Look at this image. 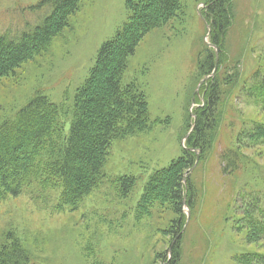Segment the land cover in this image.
I'll list each match as a JSON object with an SVG mask.
<instances>
[{"label":"rangeland","instance_id":"1","mask_svg":"<svg viewBox=\"0 0 264 264\" xmlns=\"http://www.w3.org/2000/svg\"><path fill=\"white\" fill-rule=\"evenodd\" d=\"M41 1L0 0V35L17 39L38 27L51 13ZM232 3L224 49L227 71L238 67L240 79L228 92L213 146L201 159L195 152L188 174L195 207L190 212L184 204L186 224L180 237L176 240V233L168 232L173 220L169 213L153 211L151 217L136 220L135 211L145 183L182 155L192 131L195 61L204 48L212 49L202 15L205 0H181L178 17L147 34L128 58L121 83H132L144 94L150 130L112 143L102 184L76 210L60 208L59 192L35 182L1 203L0 246L6 244V235L14 236L31 264H170L179 240L176 264H233L235 255L262 251L245 241L236 208L243 193L264 192V145L245 150L246 167L239 174L221 175L219 165L220 154L243 122H264V111L246 96L254 76L264 78V0ZM127 18L125 0L82 1L47 53L0 80V124L13 120L39 93L59 107L68 126L76 89L101 46ZM217 57L218 66L219 52ZM124 176L135 179L125 199L113 183Z\"/></svg>","mask_w":264,"mask_h":264},{"label":"trees","instance_id":"2","mask_svg":"<svg viewBox=\"0 0 264 264\" xmlns=\"http://www.w3.org/2000/svg\"><path fill=\"white\" fill-rule=\"evenodd\" d=\"M82 1L42 0L40 6H49L51 13L38 27L17 39H11L9 34L0 35V80L47 53L53 39L69 27V19ZM232 1L205 0L202 15L210 29L209 43L219 52L218 66L213 73V49L204 48L197 55L195 82L198 85L204 78L207 80L200 85L198 95H192L195 120L186 148L178 159L150 176L135 211L136 220L151 217L153 211L169 213L173 220L168 232L176 233V240L186 224L184 204L190 212L195 207L196 193L188 177L195 152L199 151L201 159L213 146L228 92L240 79L238 67L227 71L224 49L232 24ZM125 9L126 22L101 46L87 78L75 91L68 126L59 107L39 93L13 120L0 124V205L8 198H17L35 182L42 189L59 192L60 208L76 210L102 184L103 166L112 143L150 130L144 94L134 84L123 85L121 81L128 58L139 43L147 34L178 17L181 0H125ZM246 92L251 103L264 111V78L255 75ZM241 125L230 146L219 156L221 175L233 176L244 171L245 150L264 145V122L250 119ZM113 183L125 199L133 190L135 179L124 176ZM239 201L236 219L240 229L245 230V241L262 251L235 255L233 264H264V192L243 193ZM6 236V244L0 246V264H31L19 240ZM179 241L173 247L170 264H176L179 257Z\"/></svg>","mask_w":264,"mask_h":264},{"label":"water","instance_id":"3","mask_svg":"<svg viewBox=\"0 0 264 264\" xmlns=\"http://www.w3.org/2000/svg\"><path fill=\"white\" fill-rule=\"evenodd\" d=\"M209 33H210V31L207 33V37L209 36ZM207 45L210 47V48H212L213 50H214V54H215V65H214V70H213V73H214V71L216 70V67H217V53H218V51H217V49L214 47V46H212L210 43L208 44L207 43ZM207 78H204L203 80H206ZM203 83V81H200L199 82V84H198V86H197V88H196V90H195V92L197 93V91H198V89H199V87H200V85ZM193 123H194V121H193ZM186 137H188V135L186 136ZM185 149V148H184ZM193 169V168H192ZM191 169V170H192ZM183 183L185 184V180L183 181Z\"/></svg>","mask_w":264,"mask_h":264},{"label":"bare ground","instance_id":"4","mask_svg":"<svg viewBox=\"0 0 264 264\" xmlns=\"http://www.w3.org/2000/svg\"><path fill=\"white\" fill-rule=\"evenodd\" d=\"M184 230V229H183Z\"/></svg>","mask_w":264,"mask_h":264}]
</instances>
